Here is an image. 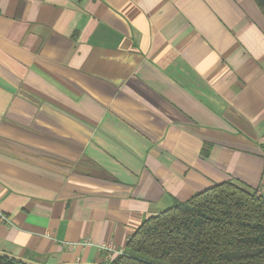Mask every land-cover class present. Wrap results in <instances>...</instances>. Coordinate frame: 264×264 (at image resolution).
I'll return each mask as SVG.
<instances>
[{
	"label": "crops",
	"instance_id": "crops-1",
	"mask_svg": "<svg viewBox=\"0 0 264 264\" xmlns=\"http://www.w3.org/2000/svg\"><path fill=\"white\" fill-rule=\"evenodd\" d=\"M227 181L264 196L254 0H0L1 255L107 264Z\"/></svg>",
	"mask_w": 264,
	"mask_h": 264
},
{
	"label": "trees",
	"instance_id": "trees-1",
	"mask_svg": "<svg viewBox=\"0 0 264 264\" xmlns=\"http://www.w3.org/2000/svg\"><path fill=\"white\" fill-rule=\"evenodd\" d=\"M254 1L264 16V0ZM0 264L29 263L0 254ZM110 264H264V196L227 181L175 201Z\"/></svg>",
	"mask_w": 264,
	"mask_h": 264
},
{
	"label": "built area",
	"instance_id": "built-area-1",
	"mask_svg": "<svg viewBox=\"0 0 264 264\" xmlns=\"http://www.w3.org/2000/svg\"><path fill=\"white\" fill-rule=\"evenodd\" d=\"M0 222H2V223L8 222L7 216L0 213ZM86 243L89 244V241H87ZM104 252L106 254L105 260H106V263H108V264L113 263L116 260L117 256L124 254V251L117 250L112 245L104 248Z\"/></svg>",
	"mask_w": 264,
	"mask_h": 264
}]
</instances>
